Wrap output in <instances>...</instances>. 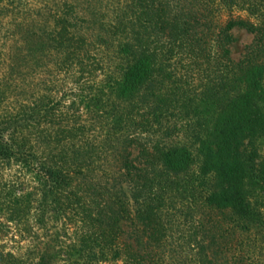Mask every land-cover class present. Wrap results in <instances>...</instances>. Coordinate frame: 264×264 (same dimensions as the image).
Returning a JSON list of instances; mask_svg holds the SVG:
<instances>
[{
    "label": "trees",
    "instance_id": "16d2710c",
    "mask_svg": "<svg viewBox=\"0 0 264 264\" xmlns=\"http://www.w3.org/2000/svg\"><path fill=\"white\" fill-rule=\"evenodd\" d=\"M130 7L112 31L83 30L88 20L66 6L44 23L15 20L6 35L0 103L22 87L25 70L42 88L0 119V159L18 162L37 183L0 199V212L15 224L31 211L36 221L49 216L69 241L53 252L46 244L35 259L0 243V264L57 257L66 264H250L248 245L264 244L253 200L264 186V158L257 160L254 146L264 133V0H131ZM235 27L254 35L238 61L229 47ZM108 50L119 62L98 78ZM179 61L201 70L193 97L173 80L169 66ZM58 75L70 87L54 101L44 92ZM183 111L197 163L176 140L183 125L169 119ZM124 220L133 222L130 230Z\"/></svg>",
    "mask_w": 264,
    "mask_h": 264
},
{
    "label": "rangeland",
    "instance_id": "374dc122",
    "mask_svg": "<svg viewBox=\"0 0 264 264\" xmlns=\"http://www.w3.org/2000/svg\"><path fill=\"white\" fill-rule=\"evenodd\" d=\"M131 0H0V74L7 62L9 39L5 38L15 20L26 22L33 20V23H44L45 18L52 15L57 9L62 10L68 6L73 15L78 18L88 20L83 23V30L89 32H98L103 29L109 28L114 30L115 27H110L109 24L115 22L116 17L127 12L128 16L131 15ZM234 37V41L230 44L231 58L234 61H238L242 58L246 51V47L253 40L254 35L244 28L235 27L231 30ZM112 50L106 51V57L104 58V72L100 74L98 78L109 74L114 69L115 64L119 62V59L113 55ZM50 66V65H49ZM173 68V80L178 82V89H188L187 93L190 97H193L199 90L202 81L201 70L198 66L184 61L174 62L169 66ZM48 67L45 71L50 70ZM25 70L24 84L21 88L14 93L13 90L7 91L4 94L0 103V119L6 118L11 114H15L20 111V104H24L27 100H32L33 95L36 96L38 88L42 86L37 85V78L32 73H27ZM44 76H47L44 74ZM64 80V81H63ZM50 90L44 92L45 95H50L51 98L58 100L63 97V89L70 87V81L64 79L63 76L58 75L55 80L48 81L46 85ZM180 91V89H179ZM28 101V102H29ZM69 98L63 100L64 103H68ZM183 117L175 116L170 117L171 122L177 125H183L181 132L177 134L176 140L181 143L187 144L193 155L195 162L199 161V157L196 153L195 143H193L191 133L187 130L188 115L186 111H183ZM254 146L258 152L257 160L264 158V133H260L254 140ZM137 153V150H133V155ZM31 171H26L16 161H3L0 159V199L8 198L11 194L21 193L25 194L32 190L37 185L33 178ZM38 193H34L30 196L31 204H35L38 197ZM253 200H257L259 209L261 210L263 231H264V186L257 187L254 191ZM35 211L27 213L25 221L17 224L14 221L7 219L6 212H0V243H2L6 250L11 251L15 255H22L24 257L35 259L44 251L47 245H50L49 251L53 252L54 247L61 246L65 242H68V236L64 235L61 222L53 221L48 217H45L42 221H36L34 217ZM177 220L182 222L183 216L177 217ZM183 223V222H182ZM123 228L130 230L133 226L131 220H124L122 222ZM183 225L180 229L182 230ZM26 231H25V230ZM186 231V227L184 228ZM70 233V229L68 230ZM261 242V240H260ZM251 242L248 247L253 249L252 256L250 257V264H264V244ZM60 258V257H59ZM58 257L53 261V264H66L63 259ZM103 264H121L120 262H105Z\"/></svg>",
    "mask_w": 264,
    "mask_h": 264
}]
</instances>
